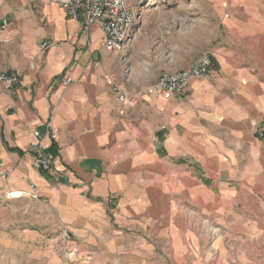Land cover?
Returning a JSON list of instances; mask_svg holds the SVG:
<instances>
[{"label": "crops", "instance_id": "0c3cea01", "mask_svg": "<svg viewBox=\"0 0 264 264\" xmlns=\"http://www.w3.org/2000/svg\"><path fill=\"white\" fill-rule=\"evenodd\" d=\"M2 18L0 73L19 71L21 80L12 93L0 90V172L12 168L0 178V264H63L70 246L82 258L122 233L150 231L156 197H168L176 179L193 181L195 191L202 180L241 182L221 190L224 207L264 211V138L250 128L254 121L264 134V5L231 14L219 41L216 28L194 19L186 30L197 42L208 37L209 74L182 96L144 97L134 109L114 100V85L143 90L162 73L192 67L197 55L178 70L149 71L137 54L138 29L128 50L107 52L98 24L83 29L52 0H0ZM47 40L53 45L42 51ZM65 77L72 82L63 85ZM48 124L59 130L55 143ZM33 132L56 152L50 172L32 167ZM210 134L220 137L204 163ZM30 183L40 201L5 200ZM62 228L74 245L65 246Z\"/></svg>", "mask_w": 264, "mask_h": 264}, {"label": "rangeland", "instance_id": "374dc122", "mask_svg": "<svg viewBox=\"0 0 264 264\" xmlns=\"http://www.w3.org/2000/svg\"><path fill=\"white\" fill-rule=\"evenodd\" d=\"M263 5L264 0H140L137 54L149 71L178 70L175 66L192 54L198 59L209 56L208 37L197 42L192 28L186 30L194 19L216 28L219 41L231 14L238 16L251 7L259 11ZM236 18L244 22L243 17ZM218 136L203 135L204 163L209 152L216 151L213 138ZM206 164L201 166L203 172L208 169ZM177 181L168 197H156L160 203L154 208L150 231L122 233L115 243L94 247L97 250L82 258L76 256V246H70L75 251L65 250L62 240L63 264H264V211L259 213L253 203L250 210L236 203L224 207L226 197L221 190L239 188L241 182L202 180L201 191H195L193 181L187 179L185 185ZM72 253L75 256L69 257Z\"/></svg>", "mask_w": 264, "mask_h": 264}, {"label": "built area", "instance_id": "2783aa9c", "mask_svg": "<svg viewBox=\"0 0 264 264\" xmlns=\"http://www.w3.org/2000/svg\"><path fill=\"white\" fill-rule=\"evenodd\" d=\"M65 12L71 20L82 22V28L87 30L91 26L99 25L103 34L102 48L107 52H121L129 45L137 33V23L140 17V0H52ZM136 4L133 5V4ZM6 18L0 19V34L8 27ZM53 43L49 40L42 42L40 49L45 51ZM212 67V61L209 56L200 57L192 67L178 70L171 73H162L158 76L156 82L143 90L129 91L114 85L111 93L114 100L125 108L134 109L139 106L144 97L158 96L165 101L173 96H182L189 88L192 79L206 77ZM33 69V65H30ZM21 73L15 71L11 74L0 73V90L12 93L15 87L19 85ZM72 82L70 77L62 80L63 85ZM250 128L257 135L262 137L257 123L250 122ZM34 141L31 143L29 153L33 154L34 161L32 167L40 172H50L56 152L46 150L37 132H33ZM47 135L52 142H57L59 136L58 128L48 124ZM12 173V168H6L0 172V178L6 180ZM36 186L32 183L28 185V191L14 190L5 195V200H16L24 196L32 200H39L36 194ZM62 240L67 244H73L72 237L66 228L60 231ZM75 251V250H73Z\"/></svg>", "mask_w": 264, "mask_h": 264}]
</instances>
